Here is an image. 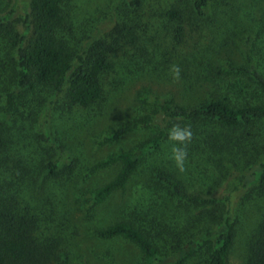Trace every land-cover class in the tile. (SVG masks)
Instances as JSON below:
<instances>
[{
	"label": "rangeland",
	"instance_id": "374dc122",
	"mask_svg": "<svg viewBox=\"0 0 264 264\" xmlns=\"http://www.w3.org/2000/svg\"><path fill=\"white\" fill-rule=\"evenodd\" d=\"M24 1L28 0H0V13L13 7L14 30L21 28L17 19L23 14ZM122 1L60 0L65 18L61 34L74 56L90 39L112 29ZM205 25V40L187 61L165 60L147 51L129 58L117 56L104 92L94 103L66 105V84L54 97L49 88L38 87L25 94L18 112L14 111L16 65L11 47L0 34V131L5 148L1 153L27 169L24 196L43 208L44 219L50 217L46 223L49 220L51 234L61 235L58 246L64 263L59 256L49 264H134L140 261V252L133 244L120 237L100 239L94 228L120 219L131 221L164 254L170 252L176 238H182L189 223L203 216L197 225H212L223 213L230 214L236 229L227 264H245L248 240L264 215V194L239 187L238 176L264 152V119L251 130L208 121H167L146 99L165 97L183 106L213 96L237 106L262 102L254 83L245 75L229 72L226 64L247 66L252 62L264 74V0L212 4ZM172 65L180 67L178 80L173 79ZM144 115L150 118L147 125L110 136L120 124ZM174 123L190 126L193 133L184 172L171 159L175 142L168 140L167 133ZM162 126L166 127L165 137L141 156L123 192L94 201L92 192L112 177L117 164L91 171L92 165L110 153L137 149ZM46 129L49 138L62 146V153L44 140ZM58 153L62 157L58 173L47 176L43 164L48 157H59ZM158 172L170 176L189 195L219 202H178L156 178ZM204 258V252H195L184 264H204Z\"/></svg>",
	"mask_w": 264,
	"mask_h": 264
},
{
	"label": "trees",
	"instance_id": "16d2710c",
	"mask_svg": "<svg viewBox=\"0 0 264 264\" xmlns=\"http://www.w3.org/2000/svg\"><path fill=\"white\" fill-rule=\"evenodd\" d=\"M222 0H123L116 8L114 24L109 32L90 39L74 56L67 39L61 34L65 26L60 0H28L23 2V14L17 20L21 28L12 29L13 7L0 13V34L11 47L16 65V98L14 111L23 106L27 92L49 88L54 97L64 85V102L86 107L101 98L105 80L113 72L115 57L129 58L142 51L158 54L178 62L187 61L205 40L206 25L212 4ZM227 2L228 0H223ZM74 58V60H73ZM161 58V57H160ZM227 70L242 74L254 83L262 95L260 103L233 105L226 98L209 97L193 106H183L165 97H146L156 105V112L167 121H208L225 127L252 129L264 119V74L252 62L247 66L227 63ZM155 112V113H156ZM148 115L125 121L111 137L135 127L147 125ZM44 140L62 146L48 136ZM166 135L162 126L155 135L140 143L137 149L108 154L92 165L91 171L117 164L115 173L92 192V199L102 201L115 191L123 192L128 178L136 170L141 156L156 148ZM0 131V264H49L61 259L58 240L51 234L50 217L41 216L42 207L24 196L27 169L20 161H11L5 152ZM262 150H264V145ZM48 157L43 164L47 176H56L62 157ZM239 187L254 188L264 194V152L240 173ZM156 178L165 184L178 202L194 205L219 201L185 193L170 176L158 172ZM208 213H213L209 211ZM203 216L183 228L182 238H176L169 253L161 254L144 230L128 220L120 219L93 233L100 239L120 237L140 252L134 264H184L195 252L205 254L204 264H227L235 238V221L230 214L217 215L211 224L200 223ZM46 219H49L46 223ZM213 219V217H212ZM158 254H161L159 256ZM65 255V254H64ZM63 257L61 262L64 263ZM245 264H264V215L247 243Z\"/></svg>",
	"mask_w": 264,
	"mask_h": 264
},
{
	"label": "clouds",
	"instance_id": "9594fccd",
	"mask_svg": "<svg viewBox=\"0 0 264 264\" xmlns=\"http://www.w3.org/2000/svg\"><path fill=\"white\" fill-rule=\"evenodd\" d=\"M170 71L173 75V79L178 80L180 78L181 70L178 65H172ZM167 137L169 141L175 142L171 148V159L174 161L177 169L180 172H184L186 170L185 162L188 157L187 145L193 138L191 127L188 125L181 127L180 124L174 123L171 128H169Z\"/></svg>",
	"mask_w": 264,
	"mask_h": 264
}]
</instances>
